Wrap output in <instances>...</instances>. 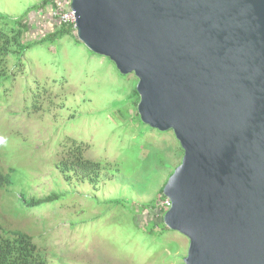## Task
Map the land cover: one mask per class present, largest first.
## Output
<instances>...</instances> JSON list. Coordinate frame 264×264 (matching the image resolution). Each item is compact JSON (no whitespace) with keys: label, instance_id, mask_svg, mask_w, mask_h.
<instances>
[{"label":"water","instance_id":"obj_1","mask_svg":"<svg viewBox=\"0 0 264 264\" xmlns=\"http://www.w3.org/2000/svg\"><path fill=\"white\" fill-rule=\"evenodd\" d=\"M78 39L134 73L141 121L173 131L165 225L186 264H264V0H70Z\"/></svg>","mask_w":264,"mask_h":264},{"label":"rangeland","instance_id":"obj_2","mask_svg":"<svg viewBox=\"0 0 264 264\" xmlns=\"http://www.w3.org/2000/svg\"><path fill=\"white\" fill-rule=\"evenodd\" d=\"M42 1L0 0V14L18 17ZM50 1L56 6L49 2L29 12L25 40L40 41L60 27L58 18L70 10V0ZM77 39L75 31L38 43L18 68L9 56L16 75L0 85V167L20 168L28 182L0 188L1 223L55 250L58 257L49 264H186L189 239L164 227L169 208L163 207L162 193L184 151L173 131L151 128L136 116V75L122 74ZM74 142L100 165L105 179L96 190L72 188L60 179L54 164ZM22 189L37 197L59 189L74 194L26 208L15 194ZM117 198L130 200L131 209L96 201ZM134 202L156 207L140 212Z\"/></svg>","mask_w":264,"mask_h":264},{"label":"trees","instance_id":"obj_3","mask_svg":"<svg viewBox=\"0 0 264 264\" xmlns=\"http://www.w3.org/2000/svg\"><path fill=\"white\" fill-rule=\"evenodd\" d=\"M51 2L50 0H43L40 3H36L29 7V9L18 17H12L6 14H0V85L8 79L11 75H16L10 69L8 62L10 58H14L16 62L15 68L19 67V62H24L23 56L38 43L55 42L58 39L63 38L66 35H72L76 28L74 23L62 21L59 28L50 32L40 41H27L25 37L30 31L27 16L29 12L36 8H43L44 5ZM56 6L55 2H51ZM79 40V39H77ZM13 56V57H12ZM21 64V63H20ZM38 84L39 96L42 92V86ZM41 86V87H40ZM40 88V89H39ZM139 96V94H138ZM38 97H36L37 101ZM140 99V96H139ZM35 101V102H36ZM136 116L140 119V115L137 112ZM141 121V119H140ZM142 122V121H141ZM150 127V126H149ZM85 148L78 143H72V146L68 150H63V156L59 163H55V167L60 173V179L65 184L72 188H77L81 185H88L90 189L96 190L101 184V178L103 173L100 171V165L94 161H91L85 157ZM2 153L0 151V157ZM122 169H120L121 171ZM119 170L114 172H120ZM28 182L27 175L22 172L20 168H10L8 172H4L0 167V188H15ZM18 192V191H17ZM16 194L17 199L20 200V206L26 208L41 207L46 204H51L67 197L73 196V190L59 189L52 191L50 194L37 197L28 196L24 189ZM13 194L12 191H10ZM164 194V191L162 192ZM165 199L166 197L163 196ZM99 204L107 203L112 205H121L126 209H131L127 204H130V200L126 199H110L106 202H100ZM12 202V201H11ZM13 203V202H12ZM135 207L139 208L140 212L151 209L155 206L154 202H134ZM20 210V209H19ZM27 210V209H26ZM167 210L164 209V213ZM165 228L168 229L166 225ZM152 234V229L148 231ZM58 253L53 249L41 246L36 242L33 234L26 232L22 229L15 228L9 229L3 226L0 220V264H49L52 259H57ZM61 258V257H60ZM60 260V259H59ZM62 261V258H61Z\"/></svg>","mask_w":264,"mask_h":264},{"label":"built area","instance_id":"obj_4","mask_svg":"<svg viewBox=\"0 0 264 264\" xmlns=\"http://www.w3.org/2000/svg\"><path fill=\"white\" fill-rule=\"evenodd\" d=\"M61 17V19L60 18H58L59 19V21H60V23L62 22V21H66V22H71V23H74V26H75V14H74V12L71 10V8H70V10L67 12V13H64L62 16H60ZM165 200H166V204H165V206H163L164 208H170V206H171V200L170 199H168V198H165Z\"/></svg>","mask_w":264,"mask_h":264}]
</instances>
